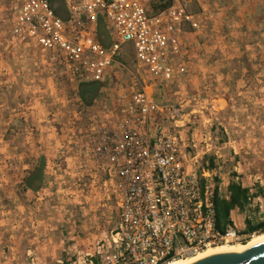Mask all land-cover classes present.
Wrapping results in <instances>:
<instances>
[{"label":"built area","instance_id":"2783aa9c","mask_svg":"<svg viewBox=\"0 0 264 264\" xmlns=\"http://www.w3.org/2000/svg\"><path fill=\"white\" fill-rule=\"evenodd\" d=\"M62 1L65 19L52 0H0V58L22 59L27 53L36 69L75 88L104 83L115 65L124 69L127 44L138 65L160 86H169L189 71L183 30L200 31L201 19L214 18V12L189 11L179 0L157 12L159 0ZM99 23L108 34L107 47L97 41ZM111 112L115 127L91 124L78 163L86 172L94 168L93 183L101 185L107 200L116 201L117 226L78 264H173L249 241L234 222L225 233L216 229L218 180L219 189H226L220 187V169L204 164L207 148L186 146L177 126L157 128L154 141L148 138L156 114L168 113L176 123L181 106L160 105L140 90Z\"/></svg>","mask_w":264,"mask_h":264},{"label":"crops","instance_id":"0c3cea01","mask_svg":"<svg viewBox=\"0 0 264 264\" xmlns=\"http://www.w3.org/2000/svg\"><path fill=\"white\" fill-rule=\"evenodd\" d=\"M179 1L189 11L195 13L214 12V18L209 21L201 19L203 28L200 31H192L188 26L183 30L181 41L185 48L190 50L186 57L189 71L187 75L175 80L169 86H160L159 82L141 68L136 59L134 60L137 67L145 74L140 78L136 76L132 78L138 90L147 92L160 105L182 107V116L176 123L171 121L168 113L156 114L147 136L154 141L157 128L170 131L175 126L179 127L180 137L186 146L195 144L198 151L207 148L208 154L204 159L211 158L215 167L221 171L230 166L226 188L235 176V181L248 189L251 195L257 194V197L252 199L253 202H262L264 182L258 183L257 178H254V184L244 182L245 178H248L246 174L248 168H255V165H258L255 156L259 150V135H264V131H261L264 130V34H262L264 20L258 18L260 13L258 4L256 2L253 4L252 0ZM247 31L251 34H246ZM105 34L108 38L106 30ZM251 35L257 37L252 44H246ZM20 56L23 58L11 55L0 58L1 153L7 148L14 153H21L20 147H26L28 152L31 150L33 152L36 147L34 142L23 145L20 141L15 142L22 136L29 139L32 135L29 126L19 127V119L27 122L30 119L45 118L44 109L50 104L55 105L59 115L67 119V105L73 102L58 92L61 85L57 79L59 76L36 69L33 58L27 53ZM128 59H131L130 55ZM114 69L120 68L115 65ZM114 75H117V72ZM75 91L78 98L74 101L77 103L78 111L72 115L79 123L86 118V112L96 110L103 100L99 98L92 106H86L80 98L79 87L75 88ZM134 92L126 94V90L120 89L109 100L113 106L102 107L101 112L92 113L90 120L97 117L100 124L107 123L114 128L117 122L112 118L111 111L128 103ZM215 121H221L218 123L220 129ZM75 130L73 135L78 134V141L74 142L75 148L67 152L64 175L58 179L59 184L64 185V189L59 192L63 197L70 193L68 190L71 188L74 189L73 195L78 192L76 191L78 177H83L86 173L81 172L78 149L87 141L89 130L85 133L80 129ZM82 134L84 135L81 136ZM223 137H227V141L223 140ZM22 169L25 172L20 183H23L30 167L26 165ZM89 176L94 178V174ZM251 179L253 177L249 176L248 181ZM41 190L27 191L25 194L30 196L32 193L35 201L50 202L51 199L47 201L40 197ZM54 194L47 193L44 196L52 197ZM42 205L46 206V203ZM240 213L239 209L231 213V221L235 226L234 217L237 216L239 219L244 216ZM244 217L246 219V216ZM42 223L45 225L48 244L54 243L53 234L58 232L59 236L61 233L70 245V251L73 250L71 251L73 255L76 254L78 257V215H73L60 207L58 215L49 216ZM240 229L243 231L244 228ZM58 241L60 245L64 244L60 237ZM70 260L73 258H68L66 261ZM15 261V256L0 258V264H16ZM73 264L78 262L74 261Z\"/></svg>","mask_w":264,"mask_h":264},{"label":"rangeland","instance_id":"374dc122","mask_svg":"<svg viewBox=\"0 0 264 264\" xmlns=\"http://www.w3.org/2000/svg\"><path fill=\"white\" fill-rule=\"evenodd\" d=\"M252 1L253 4H255L254 2L258 4V11H260L258 18L264 20V0ZM246 34L250 35L251 33L247 31ZM256 37L257 35L249 36L248 41L245 43L252 44ZM128 55L131 56V59H128ZM122 57L121 62L126 66V69H113L110 78L102 83L103 88L101 89L100 98L103 102L98 104L96 110L86 112L87 116L84 121L78 123L72 115L75 111H78L77 103L74 101L78 98L75 87H71L67 81L60 77L57 78L59 84H61L58 92L73 101L67 105V119L61 117L57 107L51 104L44 109L45 118L30 119L27 122L19 119V127L29 126L32 129V135L29 139L22 136L16 139L15 142L20 141L22 145L34 142L36 147L33 152L32 150L28 152L26 147H20L21 153H14L10 148L2 153L0 152V258L15 256L16 264H73L74 261L82 262L83 260L79 258L89 252L91 245L106 239L116 228V201L107 200L101 185L93 183V179L89 175L95 172L94 169L87 168L88 173L81 169V172L85 171L86 173L83 177H78V190H76L78 192L73 195L74 189L71 188L68 190L70 193L64 196L65 198L62 193H59L64 189V185L59 184L58 179L64 175L63 170L67 163V152L75 148L74 142L78 141V134L73 135V132H76L75 129H80L82 133H85L90 130L91 124L99 125L100 121L97 117L90 120L91 114L101 112L102 107H112L113 105L109 100L120 89L126 90V94H130L132 91H140L139 88L134 86L132 78L133 76L140 78L145 74L134 61L135 56L131 44L124 46ZM116 72L117 75H114ZM44 119L47 121H43ZM219 122L221 121H215L217 125ZM218 128L221 127L218 125ZM223 140L227 141V137H223ZM40 158H44L45 161V180L42 190L40 189V197L45 198L47 201L51 199L50 202L35 201L32 193L27 196L21 188L22 183L20 181H22L25 172L22 168L28 165L31 169ZM255 159L258 165H255V168H248L246 173L248 178L252 176L253 179L248 181V178H245L244 182L246 183L251 182L254 184V178H257L258 183L264 182V135L262 134L259 135V150ZM230 169V166H228L226 169L220 170V187L222 190L226 189ZM69 187L70 185H68ZM47 193L55 194L52 197H45L44 194ZM42 203H46V206H43ZM60 207L73 215H78V257L76 254L73 255V250L70 251L67 240L62 237L61 233L58 236L57 231H55L57 234L55 233L52 236L54 243L48 244L47 242L48 237L42 221L48 219L49 216L58 215ZM262 212H264V201L253 202L251 200L248 211L246 213L241 212L240 215L246 216V219L249 217L251 220L259 221ZM244 216L239 217V219L237 216L234 217L236 226L239 229L245 227L244 220L246 219ZM53 222L56 225L58 224L56 221ZM58 237L64 241V244L60 245ZM68 258H73V260L66 261Z\"/></svg>","mask_w":264,"mask_h":264},{"label":"trees","instance_id":"16d2710c","mask_svg":"<svg viewBox=\"0 0 264 264\" xmlns=\"http://www.w3.org/2000/svg\"><path fill=\"white\" fill-rule=\"evenodd\" d=\"M173 4V0H159L157 5L154 7V11L163 10L168 8ZM52 5L56 14L65 19L67 17L66 9L63 5L62 0H52ZM97 41L104 46L110 45V40L107 38L104 30V25L99 23L97 28ZM103 88L102 83H86L79 87V95L83 103L86 106H92L94 102L101 97V89ZM208 161L209 167L214 168V162L210 158L209 160H204V164ZM44 170L45 161L44 158H40L36 165L28 171L27 176L24 178L22 183V191H33L37 192L42 189L44 185ZM235 176L232 177L226 191L223 192L218 186L215 189L214 194V206H215V216H216V229L220 233H225L227 228L231 225V213L232 211L239 209L242 213L248 211V207L251 200L257 197V194L251 195L249 190L244 188L239 182L235 181ZM243 234L247 235L249 238L256 235L264 234V212L259 221L251 220L249 217L245 220V227L242 231Z\"/></svg>","mask_w":264,"mask_h":264},{"label":"water","instance_id":"95a60500","mask_svg":"<svg viewBox=\"0 0 264 264\" xmlns=\"http://www.w3.org/2000/svg\"><path fill=\"white\" fill-rule=\"evenodd\" d=\"M192 264H264V243L252 246L242 253L212 254Z\"/></svg>","mask_w":264,"mask_h":264},{"label":"bare ground","instance_id":"6f19581e","mask_svg":"<svg viewBox=\"0 0 264 264\" xmlns=\"http://www.w3.org/2000/svg\"><path fill=\"white\" fill-rule=\"evenodd\" d=\"M264 243V234L263 235H258V236H252V238L243 245H222L213 249H210L202 254H200L199 256L190 259V260H186V261H179V262H175L173 264H192L200 259H203L207 256H210L212 254H216V253H222V252H233V253H242L245 250H247L248 248Z\"/></svg>","mask_w":264,"mask_h":264}]
</instances>
